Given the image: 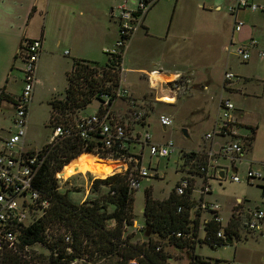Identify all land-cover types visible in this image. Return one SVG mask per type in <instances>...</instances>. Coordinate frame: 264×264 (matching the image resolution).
Masks as SVG:
<instances>
[{
	"label": "rangeland",
	"instance_id": "1",
	"mask_svg": "<svg viewBox=\"0 0 264 264\" xmlns=\"http://www.w3.org/2000/svg\"><path fill=\"white\" fill-rule=\"evenodd\" d=\"M119 1L121 2L122 0ZM173 3L174 0H161L159 4L151 10L149 16L147 15V20H145L146 23L150 21V34L145 35V31L143 29L140 30L137 36H134L129 42L127 51H125L127 84L129 85L130 83L134 88L142 85L144 90L147 91V94L152 98L150 103L154 104L152 107H154L153 112H156V115H151L149 119L151 121L149 133L151 134L152 141L165 142L167 140H172L177 146L176 151L169 157H151L148 146H145L144 149L140 146L137 147V153L142 156L139 163L147 168L151 176L150 179H147V177L142 178L140 188L132 192V196L134 197L132 212L134 219H137L140 225L144 224L146 220L143 211L146 208L147 196L152 200H165L174 188L176 180L180 178L178 170H181L183 162H185V152L189 151V149L200 150L206 148L207 143L203 138V134L207 131L211 119L215 118L218 114L217 106L222 98V91L226 88L225 85L222 86L224 71L227 70L226 68H231L232 72H237L241 75L242 73H250L252 70L257 71V67H262V65H264V62L253 60L249 64L240 62L238 57L231 53L229 54V52L225 51L222 47L224 43L221 42H225V39L223 40L224 34L218 31L216 35H213L209 26H207L210 25L211 22H214L216 26L220 28V24L225 20L227 21L226 25L232 23L233 16L227 11L228 9H223L221 12L213 11L205 13L199 11V8H197L195 4H188V0H182L179 6H177L176 14L173 17L171 12L174 5ZM48 10L49 12H46V10L43 11L44 17L42 14L41 17L36 16L37 21L35 17L31 24L32 28H41L44 29L46 33L48 32V46L46 52L47 50L59 49L53 34L59 33V27H62L64 18V13L61 12V14H57L56 11H54L53 5L50 6ZM260 13V10L252 12L245 8L244 11H241L240 15L242 18H245V20L248 17L252 18V20H256L260 18ZM102 33L103 35L100 41L105 39L106 33ZM95 34V32H92L91 36L93 37ZM96 40L98 42V39ZM44 54L43 52V59L40 64L41 67H39V74L41 75L40 81H42V83L38 82L36 84L34 96H32L24 142L25 149L39 150L48 142L51 134L50 119L51 117H56V115L58 116L57 112H59V109H57L52 102L61 100L66 96L65 85L67 79L64 76V68L69 61H73L71 54L65 55L62 53L56 54L49 52L47 55ZM104 54L105 52L100 51L99 48L96 50L95 57L97 56L96 58H100L97 62L102 64L107 61V55ZM20 58L17 60L16 64V67L19 69H21L24 64ZM191 66H193V69L188 68ZM129 67L161 68L162 70H164V68L174 69L173 67H176L180 69L182 78H180L178 82H172L169 85L170 87L178 86L180 89L178 98L174 104L166 103L167 101L161 99V95L164 92H158L155 89L149 90V78L147 77V81L143 83L140 78L141 73H138L134 69H128ZM171 79H169L168 82H171ZM240 79L243 80L241 77ZM258 84L261 86V83L255 80L247 86V89H260V86L255 87ZM22 85V80H17L16 83L9 86L11 89L10 91L17 92ZM204 85L207 87L205 88ZM232 98L238 106V112L240 113V111H242L241 113L244 115L242 122L244 124H252L243 125L241 128L242 133L251 132L253 121H255L254 116L260 118V123L264 122V117L262 116V114H264V102L259 101L255 96L243 98L242 95L236 97L233 95ZM98 105L99 100L94 99L85 112L90 113L95 111ZM174 109L177 112L176 116H174L175 111L174 113L172 112ZM13 112L14 109L8 106L2 107L0 110V135L8 134L9 130L12 128ZM161 112L175 117L174 124L167 130H164L158 122V115ZM201 112H203V114ZM201 116L204 120L201 119ZM184 129H187L188 137L183 135L182 131ZM17 147H19V145ZM251 149L252 147L246 151L247 154H250V158H244L242 161L239 160L237 162L238 170L236 173L242 180L240 182H233L230 180V177L234 171H232L230 166L224 168L226 176L220 180H212L211 193H207L204 196L205 199L215 201L220 205V214L224 218V223L228 220V211L237 203L236 197H240L242 201L240 210L247 212L248 209L255 207V202L253 200L259 201L264 194L262 187L258 186L257 181L254 180L251 183L246 181L247 170L251 164ZM256 153L258 157L264 156V137L260 139ZM93 154L96 155L98 160L92 164V170H87L85 168L78 170L76 169L77 165L74 164L72 167L75 170L73 168L72 170L75 175L68 174L65 175V177L62 174L64 168L59 172L61 177V179H59L60 186L62 187L61 191L67 190L70 198L76 202L83 200V192L79 193L80 190L77 191L76 189H83L84 191L88 189L89 197H93L99 192L104 191L103 187L99 189L93 188L91 182L94 178L102 179L115 172H123L129 167L131 168V166L132 168L140 166V164L134 163L135 160L129 158L122 160V162L110 158L109 160L119 163L118 166L110 167L107 164L108 158H101L100 155L96 153ZM102 159L106 160V162L101 161ZM220 164L228 166L230 164L229 159L221 157ZM96 165L98 167H95ZM252 167L254 170L259 168L257 164H252ZM99 168L104 171L98 170ZM249 184L252 186H249ZM195 195L197 197L198 193ZM249 197L252 198V201L248 204ZM214 198H216L217 201L214 200ZM30 215L31 217L25 221L26 224L33 221L32 218L38 217L40 212H32ZM138 228L139 230H134L133 227L127 228V232L133 234L131 241L142 242L148 240L145 235L146 229ZM201 234H203L202 229ZM151 235L154 240L160 242L166 252L176 255L173 259L177 261L173 262L187 264L186 260H184V254H176V251L167 238H161L156 233H151ZM245 242L246 236L241 239L235 237L232 242H227L224 246L222 245L217 248H211L205 244L197 245L196 251L204 255L207 259H220L219 264H260L258 259H260L261 253L256 255L259 257L255 256L254 258L253 252L245 250ZM45 252L47 251L44 246L34 244L29 248V251L26 252V255L28 258H30V256L36 258L41 253ZM77 261L78 260H75L71 264H76ZM0 264H4L1 255ZM96 264L109 263L104 260Z\"/></svg>",
	"mask_w": 264,
	"mask_h": 264
},
{
	"label": "built area",
	"instance_id": "2",
	"mask_svg": "<svg viewBox=\"0 0 264 264\" xmlns=\"http://www.w3.org/2000/svg\"><path fill=\"white\" fill-rule=\"evenodd\" d=\"M160 0H122L116 5V18L118 19V35L111 47L104 49L107 55L112 56L117 60L119 65V79L120 82L116 91L112 94L101 93L102 111L96 110L91 114H78L74 116L71 124H59L51 128L49 137V144L56 143L65 137L79 136L87 139L94 136L96 133L101 136L104 147H116L118 149L125 148L128 145L129 137L140 144H146L149 148L151 157L163 156L169 157L173 154L177 146L172 140L166 142H153L151 134L148 131L135 134V138L128 133V128L125 123L118 120L113 114V105L116 100H123L126 102L129 116L133 123H141L144 121L147 110L142 106L131 93V91L124 85L125 77V51H127L129 42L136 36L139 29L142 27L149 9ZM168 1V0H167ZM232 4L227 7L230 14L233 16V30L240 31L244 20L238 17L240 9L246 8L254 12L256 10L264 11V4L254 0H231ZM42 49L41 38H24L18 54L24 62L21 68L22 82L19 95L16 97V104L14 105V120L13 126L10 129L8 136H0V250L7 249L18 250L19 236L21 235V227L27 226L25 221L31 217V213L35 212L33 206L36 205L39 209L45 210L49 206L47 199H42L38 189L33 185L35 174L39 170L43 158L41 150H32L24 148V138L26 135V127L28 118L25 113L28 105L31 103L33 96L34 84L37 72V64L39 62L40 51ZM225 50L229 54H233L239 60L248 62L254 53L260 60H264V47H260L257 38L253 37L247 41L227 44ZM67 53V51L65 52ZM154 73V71L152 72ZM234 74L226 70L224 72V80L231 81ZM169 90L177 96L179 94V87L172 86ZM166 98L165 95H161ZM234 102L227 97L221 98L218 104V114L216 116L213 128L205 132L204 138L211 143L216 142L217 138H222L223 141L217 147L208 146L203 150L196 151L199 156L193 159V169L197 176L201 177L199 187L194 188V181H191L193 174L186 172L182 175L175 184V192L178 196H186L189 194V200L193 205L191 217L194 221H198L196 230L189 228L188 233L172 231L169 236L177 237V239L185 238L187 243L204 238L207 235V222L217 221L222 226H227L232 220L239 224V229L246 232L251 231L260 237L264 238V208H254L247 212L240 210V201L235 204V209L230 218L224 223V218L220 214L221 207L217 202L209 201L204 198V195L211 193V181L222 178V171L224 168L238 164L239 160L244 159L245 142L248 140V135L241 131V123L238 120ZM159 123L165 128L171 127L174 119L169 114L161 113L158 115ZM19 145V147H17ZM226 157L229 159L228 166L220 164V158ZM187 170L190 166L187 165ZM186 170V171H187ZM225 171V170H224ZM223 171V173H224ZM231 174L233 182H240L242 179L236 173ZM58 179H61L59 172L56 174ZM150 179V174L145 166L135 167L131 169L127 176L128 185L132 190H137L141 186V179ZM246 181H262L264 176L262 172L251 169L247 170ZM264 192V183L260 184ZM193 189L198 192V198L193 199L191 196ZM88 189L83 193V199L86 198ZM186 206L180 205L177 209L178 213L183 212ZM209 214L210 217L207 216ZM7 224L14 225V228ZM29 224V222H28ZM192 224L191 226H193ZM219 228L213 239L207 237L211 241L213 247L217 246L219 242L217 239L225 237L223 230ZM134 230H139L143 227L137 220L132 225ZM201 229L203 234H201ZM72 236H66L67 242L72 241ZM170 238V237H168ZM189 245V244H188ZM188 245L183 248H176L172 244L176 254H184V260L187 264H206L199 260L194 251L189 250ZM160 249V246H158ZM69 250H72L69 247ZM171 259V257H169ZM264 264V259L262 260ZM129 264H139L136 258L130 260Z\"/></svg>",
	"mask_w": 264,
	"mask_h": 264
},
{
	"label": "trees",
	"instance_id": "3",
	"mask_svg": "<svg viewBox=\"0 0 264 264\" xmlns=\"http://www.w3.org/2000/svg\"><path fill=\"white\" fill-rule=\"evenodd\" d=\"M117 62L110 55H107V61L102 64L87 59H75L68 73L66 96L52 102L59 109L57 114L60 116L51 117V128L59 124H71L74 116L82 111L84 113V110L94 99L99 100L98 110L102 111L101 93L113 94L120 82V70ZM233 74L235 78L237 75ZM16 97L17 95L12 99L14 105L17 102ZM30 104L25 111L27 117ZM13 120L14 115L12 123ZM253 133V127L251 132L243 133L248 135V140L245 142L246 151L252 147ZM102 141L101 136L97 133L87 139L68 136L52 144H49L48 140L39 149L45 158L35 174L33 185L40 192L41 198L49 201V206L44 211L36 205L33 206L35 212H40V215L32 218L33 221L26 224L27 226L20 228L22 233L19 236L17 251L13 249L0 250L4 264H71L75 260H78L76 264H96L104 260L109 264H129L133 258H136L139 264H178L173 262L177 261L173 259L176 255L166 252L160 242L154 240L151 234L146 241L132 242L133 234L127 232V228L132 227L136 220L132 212L134 202L132 192L135 190L130 188L127 180L130 170L135 167L131 166L123 172H115L102 179L94 178L91 183L93 188L103 187L104 191L93 197H89V193H87L86 198L79 202L72 200L67 190L61 191L62 187L56 174L83 152H93L100 155L101 158H112L118 161L129 158L135 160V164H140L142 156L139 153L133 154L131 142L133 143L135 140L131 137H129L128 145L123 149L106 148ZM135 143L138 142L135 141ZM144 146L148 145L144 144L143 148ZM29 150L34 152L33 149ZM198 156L199 154L195 150L185 152L186 162L183 167L185 172L195 173L192 167L193 159ZM107 161L113 162L112 160ZM187 165L190 166L189 170L186 169ZM140 166L143 165L140 164ZM191 181L193 182V178ZM76 190H80L79 193H84L83 189ZM146 200V208L143 211L146 220L141 229L149 227L151 233H156L161 238H167L176 248L183 249L189 244V250L194 251L197 258L206 264H219L220 259H207L196 251L197 245L205 244L211 248H217L224 246L227 242H232L235 237L241 239L246 236V232L239 229L240 226L235 220H232L227 226L209 220L206 226V234L209 236L187 243V239H177L169 234L172 231L188 233L189 228L192 227L193 230H196L198 221H194L191 217L193 205L189 200V194L178 196L174 185L165 200H152L149 196ZM183 204L186 209L178 213V207ZM207 216L210 217L209 214ZM192 224L194 225L191 226ZM7 225L14 228V225ZM221 226L226 236L218 238L217 246L213 247L207 237L213 239ZM68 235L72 236L71 242H67L65 238ZM34 244L44 246L47 252L41 253L36 258L32 256L28 258L26 252ZM69 247L72 250H69Z\"/></svg>",
	"mask_w": 264,
	"mask_h": 264
},
{
	"label": "crops",
	"instance_id": "4",
	"mask_svg": "<svg viewBox=\"0 0 264 264\" xmlns=\"http://www.w3.org/2000/svg\"><path fill=\"white\" fill-rule=\"evenodd\" d=\"M118 1L119 0H0V95H1L0 96L1 97L0 98V110L2 109V107H5V106L12 107L14 109V106H11L13 105L12 99L20 93L21 87H19V90L17 92H14V91H10L11 89L9 86L11 84L16 83L17 80L18 81L22 80L21 69L17 68L16 64H17V60L20 58L18 54V50L21 47V44L24 38L25 39L26 38H41V41H42V49L40 51L39 62L37 64V72H36L37 80H35L34 90H33V96H34L36 84L38 82L42 83V81H40L41 75L39 74V67H41L40 64L43 59V52L45 53L44 55H47L48 52L56 53V54L62 53L65 55L71 54L73 61L72 60L69 61V63H67V65L64 68V74H65L64 76L68 81V73L71 70L75 59H87L88 61L97 62V60L100 58H96L97 56L95 57L96 50L99 48L100 51H104L105 48L111 47L114 44L117 38V35H118V22H117L118 19L116 18V8H115V5L118 3ZM180 1L182 0H174V3H173L174 5L171 10L173 17L176 14V9H177V6H179ZM254 1L264 4V0H254ZM159 2L153 5L149 9V11L147 12L148 16L151 10H153L156 7V5L159 4ZM191 3L195 4L196 7L199 8V11L208 13V12H213V11L221 12V10L223 9L227 10V7H229V5L232 4V1L231 0H192V1L188 0V4H191ZM52 5L54 6V11H56L57 14L59 13L61 14V12L64 13V18H63L62 27H59L60 28L59 33L53 34V36H55V40L57 41V47H59V49L57 50L54 49L50 51L47 50L46 52V49L48 46V34H47L48 32L46 33L44 29H41V28H36V27L32 28L31 24L36 16L41 17V14L43 16L44 10H46V12H49L48 9ZM244 9L245 8L240 9L238 12V17L244 20L243 26L240 29V31L235 32L233 30L234 19L232 20V23H228L227 25H226L227 21L225 20L224 21L225 23L223 22L222 24H220V28L217 27L214 22H211L210 25H207L209 26L211 32H213V35H216L218 31L224 34L223 40L225 39V42L224 41L221 42V43H224L222 44V47L224 49L226 45L230 44L231 42L232 43L243 42V41H247L248 39L252 37L258 38L260 47H264V11L260 10L261 12L260 18L256 20H252V18H249V17L246 18L245 20V18H242L240 15L241 11H244ZM147 15H146L145 20H147ZM37 17L35 19L36 21H37ZM145 20L143 22L142 27L139 29V31L143 29L145 31V35H149L150 34V25H149L150 21L146 23ZM224 24L227 26V31H226V27ZM92 32L96 33L95 35H93V37L91 36ZM102 32L106 33V35H105V39L100 41V38L103 35ZM96 39H98V42ZM66 51L67 53H65ZM256 55L257 53H254V55H252V58L246 63H244L243 61L239 59L238 60L240 62H243L244 64H249L252 60L264 62V61H261L260 58ZM173 68L174 69L164 68V70H162L161 68L152 69V68L129 67L128 69H134L138 73H141L140 78L143 83L147 81V77H148L149 78L148 80L150 81L149 90L155 89L158 92H164L162 95L169 97L168 100H165L167 101L166 103L174 104V102L178 98V95L174 96V94L169 90L170 88L169 85L172 82H178V80L182 78V72L180 69L176 67H173ZM188 68L193 69V66L188 67ZM226 69L228 71L232 70L231 68L229 69L226 68ZM153 71H158V72L152 73ZM233 73L237 75L233 80L231 81L223 80L222 86L225 85L226 88L222 91V94H221L222 98L227 97L233 100L232 98L233 95L235 97L238 95L239 96L242 95L243 98H250V97L255 96L256 99L264 102V65H262V67L260 66L257 67V71L252 70L250 73H242L241 75L240 73H237V72H233ZM151 74H153L155 77V81H156L155 83L153 82ZM125 77H126V82H125L126 87L131 91V93L134 95L136 100L142 106L145 107V109L147 110V114L143 122L138 123V124L133 123L130 116L128 115L129 112L127 109L126 102L123 100H116V102L113 105V114L114 116L117 117L118 120H121L123 123L127 125V128L129 129L128 132L131 134L132 137L135 138V134L137 133H142L144 131H148L149 133V130L151 127V121L149 119L151 118V115H156V112H153L154 107L152 106H154V104L150 103L152 98L149 96V94H147V91L144 90L142 85L140 87L134 88V86H131L130 83L129 85L127 84L128 79H127L126 72H125ZM240 77L243 78V80H241ZM169 79H171L172 81L168 82ZM255 80L256 82L258 81L259 83H261V86L259 84L255 86V87L260 86V89L255 88V90H252V89L248 90L247 86ZM67 81L65 85V90L67 88ZM204 87L206 88L207 86L204 85ZM3 89H4V93L2 94ZM161 99L164 100V98H161ZM31 102H32V99H31ZM99 106H100V102H99L98 107L95 109V111L99 108ZM237 107L238 106L236 105V113L238 115L237 118L239 122L241 123V125L242 126L252 125V124H244L242 122V118L244 117V115L243 113H241L242 111H240V113L238 112ZM172 108H173V105H172ZM174 111H175L174 116H176L177 112L175 109L172 110L173 113ZM85 113L86 112L83 113L82 111L79 114H85ZM161 113H164V112H161ZM201 113L203 114V112ZM28 115H29V112H28ZM170 116H172L173 119L175 120V117L173 115H170ZM262 116L264 117V114H262ZM254 118H255V121H253L254 133L252 134L250 168L253 169L252 164H257L259 167L257 168V171L262 172L264 176V156L258 157L256 153V149H258V143L260 142V139L264 137L263 136L264 135V122L260 123V118L258 116H254ZM201 119L204 120L202 116H201ZM215 119H216V116L215 118L211 119L210 125L206 132L210 131L213 128ZM160 126L162 125L160 124ZM162 127L164 130H167L169 128V127L165 128L164 126ZM8 134L0 135V136H6V135L8 136ZM204 134H203V138H204ZM215 140H216L215 143H211L210 141L205 139L207 146L212 145L215 147H217L223 141L222 138H217V137ZM24 142H25V138H24ZM131 144H132L131 150L133 154L137 153L138 146L144 149L143 148L144 144H140V143L136 144L135 141H133V143L131 142ZM200 150H203V149H200ZM200 150H195V152L200 151ZM189 151H192V150L189 149ZM244 158H250V154H247L246 150H245ZM112 160H116V159H112ZM119 160H121L122 162V159H119ZM185 162H183L181 170H178V174L180 175V177L186 173L183 170ZM221 165H224V164H221ZM230 168L232 169V171L235 172L238 170V165L234 164ZM221 171H222L221 175L223 178L226 176V174L223 169H221ZM72 175H75V174H72ZM193 175H194L193 176L194 188L197 189L201 183V177L199 175L197 176L196 174H193ZM257 183H258V186H260L261 183H264V180L259 181ZM249 186H252V185L249 184ZM196 193L198 192L195 189H193L192 194H191L193 199L198 198V196L196 197L195 195ZM214 200H216V198H214ZM236 201L237 202L240 201V203L242 204L240 197H236ZM251 201H252V198L249 197L248 204ZM253 201L255 202L254 208L256 209L264 208V194L259 199V201H256V200H253ZM254 208H251V209H254ZM234 209H235V205H233L230 208V211H228V215H227L228 219L232 215V212L234 211ZM251 209H248V211ZM245 250H248L249 252H253L254 258L257 254L261 253L260 259L258 260L260 264H263L262 260L264 259V238L260 237L259 235L255 233L246 231ZM256 257H259V256H256Z\"/></svg>",
	"mask_w": 264,
	"mask_h": 264
},
{
	"label": "bare ground",
	"instance_id": "5",
	"mask_svg": "<svg viewBox=\"0 0 264 264\" xmlns=\"http://www.w3.org/2000/svg\"><path fill=\"white\" fill-rule=\"evenodd\" d=\"M156 72H158V71H154V73H156ZM151 76H152V79H153V82L155 83L156 81H155V77H154V75L153 74H151ZM169 99V97L167 96L166 98L164 97V100H168ZM96 160H98V158L96 157V155H94L92 152L91 153H82V154H80L78 157H76L75 159H73L72 161H71V163H68V164H66L65 165V167H64V170L62 171V174L65 176V175H70V174H74V171L72 170V166L74 165V164H76L77 165V168H78V170H82L83 168H85V169H89V170H92L91 168L93 167L92 166V164L96 161ZM109 160V159H108ZM101 161H103V162H106V160H104V159H102ZM107 164L110 166V167H114V166H118L119 165V163L118 162H116V161H113V162H109V161H107ZM122 164V163H121ZM95 167H98L97 165L95 166ZM94 167V168H95ZM74 169V168H73ZM75 170V169H74ZM98 170H100V171H104V170H102V169H98ZM97 170V171H98ZM66 177V176H65Z\"/></svg>",
	"mask_w": 264,
	"mask_h": 264
},
{
	"label": "water",
	"instance_id": "6",
	"mask_svg": "<svg viewBox=\"0 0 264 264\" xmlns=\"http://www.w3.org/2000/svg\"><path fill=\"white\" fill-rule=\"evenodd\" d=\"M182 133H183V135H185V136L188 137L187 129H184V130L182 131ZM76 169H78L77 166H76ZM150 234H151V229L148 227V228L146 229L145 235H146V237H149Z\"/></svg>",
	"mask_w": 264,
	"mask_h": 264
}]
</instances>
